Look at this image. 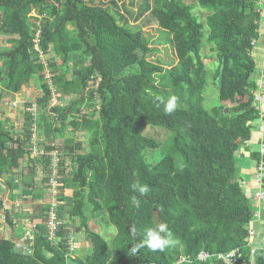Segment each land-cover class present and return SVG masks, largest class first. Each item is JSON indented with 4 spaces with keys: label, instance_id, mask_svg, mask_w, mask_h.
<instances>
[{
    "label": "trees",
    "instance_id": "16d2710c",
    "mask_svg": "<svg viewBox=\"0 0 264 264\" xmlns=\"http://www.w3.org/2000/svg\"><path fill=\"white\" fill-rule=\"evenodd\" d=\"M121 1L0 0V39L7 42L0 46V105L5 94L17 95L32 78L39 81L41 94L36 103L25 105L21 131L0 119L4 223L16 228L1 204L9 191L14 201L13 192L22 189L17 182L23 171L29 176L23 192L36 186V172L45 177L43 187L51 177L50 158L30 156L34 129L39 149L52 153L60 148L71 158L66 174L60 154L55 178L60 186L57 245L46 237L49 206L44 205L32 212L34 218L41 214L33 255L16 248L12 241L20 237L5 239L0 227V264H176L181 257L190 259L184 264H223L215 255L234 251L240 257L237 264H264V249H252L248 240L256 208L240 186L235 157L245 142L250 143L253 124L259 121L254 96L260 83L264 97V70L259 83L252 79L257 70L252 52L259 38V0H196L195 6L185 0H137L135 15ZM196 7L207 13L204 23L193 14ZM146 15L174 54L169 65L152 62L150 39L129 25V20L136 23ZM203 45L216 54L218 99L229 105L209 112L201 96L207 75ZM74 74L70 81L67 76ZM160 84L165 91L160 92ZM169 92L176 97L191 93L187 106L167 112ZM54 94L59 100L70 95L75 100L51 107ZM33 106L34 113L29 111ZM39 124L44 127L43 141ZM67 127L89 135L88 153L75 155L79 144L57 142ZM147 128L166 133L163 146L144 133ZM157 150L160 159L151 166L143 154ZM249 159L264 170L260 148ZM145 184L149 192L141 195L136 189ZM261 185L264 189V177ZM68 190H73L70 202L64 197ZM133 196L139 207L132 203ZM102 211L116 231L111 247L88 227V215ZM75 219L79 224L72 228ZM160 224H167L163 235L175 243L153 251L142 243L144 230ZM81 230L89 254L66 258L65 239L72 233L79 243L75 235ZM136 245H141L139 251L133 252ZM200 252L211 259L195 262Z\"/></svg>",
    "mask_w": 264,
    "mask_h": 264
},
{
    "label": "rangeland",
    "instance_id": "374dc122",
    "mask_svg": "<svg viewBox=\"0 0 264 264\" xmlns=\"http://www.w3.org/2000/svg\"><path fill=\"white\" fill-rule=\"evenodd\" d=\"M87 1H91V2L96 3L98 0H87ZM100 1H102V0H100ZM121 3L124 4V6L127 8V10L129 12H132L133 15H135V13L139 7V2H137V0H133L132 6L130 5V0H125L124 2L121 1ZM185 3L195 6L196 0H185ZM118 4L120 5V1L118 2ZM193 14L198 17L199 22L204 23L205 18L207 16L206 12H203V10L196 7L193 9ZM149 20H150L149 16L146 15V16H144V18H140L136 23H134L133 20H129L130 21L129 25L131 27H134V28L142 29V32L144 33L145 37L150 39V41L152 43V47L155 49V55L153 56L151 61L159 63L161 65L162 64L163 65H169L171 62H174V60H175L174 54H173L169 44L165 42L166 38L162 35V32L157 28V26L152 21H149ZM207 32H208L207 29H205V34H207ZM5 45L7 46L6 39H0V46L4 47ZM201 56L203 58L202 61L204 63L205 70L207 73V75H206V86H205L204 91L201 95L202 99H203L202 107L208 112L214 108H219V107H223V106L229 107V105L227 103L223 104L218 99V79H217L218 62H217L216 54L214 55V52H212L208 46L203 45V48L201 51ZM46 78H47V82L50 84L49 76H47ZM67 78L70 81L74 80L75 74L74 75H68ZM165 87H166L165 84H160V92L165 91ZM51 90H52V87H51ZM166 91L168 92V90H166ZM190 94L191 93L180 94L181 96L177 97V106H187L188 100L190 98L187 95H190ZM173 95H174V93L170 94V92H169L165 95V97H167L166 99H169ZM40 96H41V94L39 91V81H37V79H35V78H32L30 80V82L27 84V86L17 95L5 94L3 96V100H2V103L0 105V119L7 120L13 126L15 132L21 131V129H22L21 127L23 124V112H24L25 107H26L25 105H27L29 103H31V104L36 103V100ZM53 97L56 99L57 105L61 104V106H67L69 102L75 100V96H72V95L64 96L61 98L62 100L57 99V98L61 97L59 95L56 96L54 94ZM87 110L84 109V112H87ZM41 116H43V115L40 113V117ZM44 119L46 121L49 120L46 115H44ZM37 129H38L40 139H41L42 133L44 131V127L42 124H39V128H37ZM148 129L149 128H147L144 133L148 132L147 133L148 137L155 139V141L160 146H163V144L167 138L166 133H164L160 129H152V130L151 129L148 130ZM41 140L43 141V137ZM37 142H38V139H37ZM57 142H61V143L62 142H66V143L72 142V145H75V143L79 144L80 147L78 150L75 151V155H84L90 151L89 135L86 132L73 131L70 127H67L65 129L63 139L60 141H57ZM160 152L161 151H159V150H157V151H145L143 154L145 162L151 166L154 165L160 159L159 158L160 154H161ZM57 153L59 154V156L61 154V160L64 163V166L66 167L65 172L67 174L69 172V169H70L69 160L71 158H70V156L67 155V153H64L62 151V149H60V148L58 149ZM59 156L56 157L57 160H58ZM235 157H236V160H238V158H241L239 153H236ZM250 162L252 163V161H250ZM22 167L24 168L25 164H23ZM36 173L33 176L34 180L32 179V184L36 185V188L34 190L30 191V193H32L37 199L41 198V200H39V201H42V200H44V197H45V194H44V189H45L44 187L45 186L42 187L43 186L42 180L45 177L41 173H38V172H36ZM240 174H241V178L244 179L245 172H242L240 170ZM27 176L28 175L26 174V172L23 171L21 180L17 182V184H19L20 188H22V189H19L16 192H13V195H14L13 199L14 200L16 199L15 203L23 202V201L20 202V200H18L19 199L18 195L23 194V188L25 185L24 182H26ZM72 191L73 190L64 191V197L67 199L68 202H70V199L72 196ZM9 194L11 195L10 191L6 194L7 196L5 195L6 196L5 203L11 205V202H10L11 199H10ZM25 200H26L25 206H27L28 202H31V203L33 202L31 198H25ZM26 211H29L32 213L33 209L31 207H27ZM12 215H14L13 212H12ZM88 216H89V220H88L89 229L91 231L99 234L108 243V245H110V247H111L112 240H113L114 236L116 235V231L112 226L109 225V223L107 221L106 213L104 211H102L98 214L88 215ZM71 224H72L71 225L72 228H77L79 222L77 221V219H75L72 221ZM0 227H1V233H2L3 237L7 240H12V238L8 237L7 229L2 224ZM75 238H76V240L79 241L80 246L82 245V248L76 252L75 256L82 258V257L88 255L89 254V251H88L89 244L86 243L84 240L83 231L81 230L80 233L75 235ZM248 240L250 241V239H248Z\"/></svg>",
    "mask_w": 264,
    "mask_h": 264
},
{
    "label": "built area",
    "instance_id": "2783aa9c",
    "mask_svg": "<svg viewBox=\"0 0 264 264\" xmlns=\"http://www.w3.org/2000/svg\"><path fill=\"white\" fill-rule=\"evenodd\" d=\"M37 43V41H35ZM37 52L39 53L38 49L36 48ZM262 83L259 84L258 88V93L254 96V107L255 110L260 113V118H259V141H260V153L261 155H264V113L262 112L261 105L263 102V97H262ZM57 105L56 99L52 97L51 99V107ZM34 107V108H33ZM30 108V112L34 113L36 112L35 106ZM251 123H247V126H250ZM36 129L33 130V135H32V141H31V147L29 148V151L31 153V157L34 159L38 158H45L48 157L50 158L51 161V177L49 179V182L45 185V191L47 193L46 198L48 196V201L45 203V206H49L48 210L45 212V228H46V237L49 243L51 245L56 246L57 242L59 240L58 238V227H59V220L57 219L56 216V208L58 206V200L57 197L60 194L59 192V184L57 183V178L58 176V164L60 158H57L59 154L57 151H53L52 153H45L43 149H39L37 145V139H36V134H35ZM57 154H56V153ZM58 155V156H57ZM264 177V170L262 166H260L257 169V175H256V181L261 185V180ZM6 198V197H5ZM10 200V199H9ZM5 199L2 200V206L5 203ZM264 201V190L257 192L254 197H253V203H260ZM12 206L14 203H12ZM44 205V204H42ZM15 206L17 209L22 212V214L25 216L24 219H22L20 222V229L17 230L20 231V238L17 239V242H14V244L17 246L18 249H21L23 254L27 256L33 255V246H34V235L35 232L37 231V227L40 225L39 223H36L38 218L33 217V213L29 211H24L21 209V204L20 203H15ZM2 221L4 222L3 218ZM8 226V225H7ZM8 228L12 231V229L8 226ZM253 230L250 228L249 230V239L253 237ZM66 247H67V254L65 255L66 258H75L77 256L76 252L82 248V245L80 246V243L74 240V237L72 236V233H70L67 238L65 239ZM211 255L206 253V252H200L196 258L194 259L195 262H205L208 259H211ZM215 258L217 260H220L223 262V264H237V260L240 258L239 255L236 254V252H230L228 254L222 255V254H217L215 255ZM189 258L187 257H181L176 264H184L189 262Z\"/></svg>",
    "mask_w": 264,
    "mask_h": 264
},
{
    "label": "crops",
    "instance_id": "0c3cea01",
    "mask_svg": "<svg viewBox=\"0 0 264 264\" xmlns=\"http://www.w3.org/2000/svg\"><path fill=\"white\" fill-rule=\"evenodd\" d=\"M258 7L261 13V21H260V27H259V38L258 40L254 43V49H253V56L256 61V73L252 76V79L256 81V83H259L262 79V71L264 70V0H259ZM263 102H264V97H263ZM262 112L264 113V103L261 105ZM253 126H256V129L252 132L251 134V140L250 143L245 142L243 147L239 150V154L241 158H238L237 161V174L238 178L240 180V186L242 187V190L244 191L245 195L251 199L253 203V197L254 195L259 192L263 191L259 185V183L256 181V175H257V169L254 164L250 162V155L251 153L255 152L257 149H259V123L256 122V124H253ZM240 170L242 172H245V177L244 179L241 178ZM38 173H43L39 171ZM37 174V173H36ZM43 187V186H42ZM36 186L34 187V189ZM33 189V190H34ZM30 189L25 190L23 192V195H26L27 197L25 198H31L32 203L28 202L27 206L26 205V200L22 199L20 195H18V200L23 201L21 202V209L26 211L27 207H31L34 210H37L45 205L47 202L46 195L44 197V200H41V198L37 199L32 193H30ZM45 194V191H44ZM33 197V198H32ZM14 200V199H13ZM15 201H10L14 203L12 206L9 204H4L3 205V210H7L10 212L11 217L13 218L14 222L13 224L16 225L17 229H20V222L22 219L25 218V216L20 212L19 209L16 208L15 206ZM44 204V205H42ZM254 207L256 208V215H255V220L250 224V227L253 229V237L250 238V247L252 249H264V201L260 203H253ZM12 212L14 215H12ZM41 214H37V217L39 218ZM0 223L7 229L8 231V237L13 238V236L20 237V231L16 230V228H13L12 231L8 228L7 223H4L2 221V214L0 215ZM15 230V231H14ZM17 242V238L13 240Z\"/></svg>",
    "mask_w": 264,
    "mask_h": 264
},
{
    "label": "clouds",
    "instance_id": "9594fccd",
    "mask_svg": "<svg viewBox=\"0 0 264 264\" xmlns=\"http://www.w3.org/2000/svg\"><path fill=\"white\" fill-rule=\"evenodd\" d=\"M176 106H177V97L173 95L168 99V101L166 103V106H165L166 111L171 113L176 109ZM261 186L262 185H260V187ZM136 190L141 195H147L149 192V187H148V185L145 184V185L139 186ZM44 191H45V189H44ZM45 195H47L46 191H45ZM132 203L136 207L140 206V201L137 199L136 196L132 197ZM136 232H137L136 227L132 226L130 228V233L133 237H135ZM167 232H168L167 224H160L158 227H154V228H146L144 230V241L142 243L153 251H156V250L164 251L167 247H169L175 243V241L169 239L166 235H163ZM140 246L141 245H136L131 250L133 252L139 251Z\"/></svg>",
    "mask_w": 264,
    "mask_h": 264
}]
</instances>
